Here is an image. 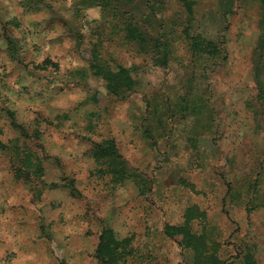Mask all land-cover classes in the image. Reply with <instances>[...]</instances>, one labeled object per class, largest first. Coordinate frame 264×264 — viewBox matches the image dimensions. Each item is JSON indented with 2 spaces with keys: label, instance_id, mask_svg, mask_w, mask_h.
I'll use <instances>...</instances> for the list:
<instances>
[{
  "label": "rangeland",
  "instance_id": "374dc122",
  "mask_svg": "<svg viewBox=\"0 0 264 264\" xmlns=\"http://www.w3.org/2000/svg\"><path fill=\"white\" fill-rule=\"evenodd\" d=\"M57 139L95 157L77 250L45 216L59 252L0 264H264V0H0V151Z\"/></svg>",
  "mask_w": 264,
  "mask_h": 264
},
{
  "label": "crops",
  "instance_id": "0c3cea01",
  "mask_svg": "<svg viewBox=\"0 0 264 264\" xmlns=\"http://www.w3.org/2000/svg\"><path fill=\"white\" fill-rule=\"evenodd\" d=\"M37 142L45 146L46 139L41 136ZM36 147L27 143L22 150L24 156L17 153L9 156L0 151V262L9 256L24 259L39 251V245L59 252L64 237L53 236L52 242L49 240L42 230L45 216L50 223L55 220L58 224L65 218L69 228L66 242L74 252L77 250L75 244L72 246L77 233L76 183L79 172L90 175L95 157L78 155L74 144L66 146L59 139L52 145L57 150L53 148L45 157L39 155L42 151L38 152ZM48 164H53V168H48ZM55 175H58V183H46L47 177ZM43 190L49 195L39 199L36 192Z\"/></svg>",
  "mask_w": 264,
  "mask_h": 264
},
{
  "label": "trees",
  "instance_id": "16d2710c",
  "mask_svg": "<svg viewBox=\"0 0 264 264\" xmlns=\"http://www.w3.org/2000/svg\"><path fill=\"white\" fill-rule=\"evenodd\" d=\"M96 64V63H95ZM92 67H96V65L94 66V62L91 65ZM122 71V69H121ZM119 75V74H118ZM105 78L108 80V87L110 89V91L114 94H119L118 90L114 89L115 87H113V85L116 84V82H112L114 78H118L116 75L109 73V75H105ZM109 233V231H104L101 234V239H100V243L99 246L97 248V256L99 257V259L101 260V264H115V260H114V256L116 254L113 253V249H110L108 243H107V237L106 234ZM167 233L170 236H176V235H182L184 240H192L193 237L191 236L190 232L188 231V229L185 226H169L167 228ZM217 259H215L213 261V263H216ZM243 264H257L255 258L252 255H247L245 257V261Z\"/></svg>",
  "mask_w": 264,
  "mask_h": 264
}]
</instances>
